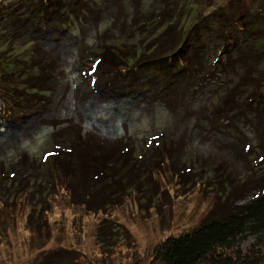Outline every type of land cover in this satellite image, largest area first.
I'll return each mask as SVG.
<instances>
[{
    "label": "trees",
    "instance_id": "1",
    "mask_svg": "<svg viewBox=\"0 0 264 264\" xmlns=\"http://www.w3.org/2000/svg\"><path fill=\"white\" fill-rule=\"evenodd\" d=\"M115 1L119 0H0V148L13 138L20 139L19 134H31L50 121L54 128L48 139L50 145L41 160L23 150L1 168L0 191L9 187L3 184L2 180H5L11 189L30 196L36 189L37 192L42 190L43 178L46 179L45 185H53L55 177L60 183L70 178L78 180L83 176V169L84 172L100 174L92 173L90 176L93 178V192L76 190L64 182L63 187L67 193L72 190L70 196L73 203L83 205L88 211L106 210L110 204H119L125 193L132 189H137L143 197L148 194L149 188L141 182L142 177L135 181L141 184V188L133 183L134 187L126 185L124 176L118 171V181H111L117 185L105 189V183L111 178L108 176V163L115 156L129 158L134 154L137 161L120 159L123 162L121 169L130 162V169H142L140 162H155L153 151L165 148L168 153L173 144V137L168 133L163 131L150 135L141 139L143 142L139 144L136 143L140 140L138 137H130L132 142H127L128 148L125 147L128 155L124 150L120 151L121 148L117 152L113 150L106 168H101L103 162H95L98 153L92 142H97L96 137L81 130L72 131L63 124L65 116L56 123L62 113L57 107L62 83L53 72V65L63 59L61 51L69 52L73 46L83 43L91 23L96 26L101 18L111 19V25H106L104 32L112 27L125 31L127 27L134 35L140 34L135 45L146 41L149 45L141 48L135 56H130L118 45L110 49L112 45L101 37V31L97 32L94 36L95 49L103 50L100 56L90 60L96 66L87 64L83 69V74L87 73L89 81L93 82L92 88H96L94 83L96 85L98 73L133 77L142 65L151 62L168 81L171 78L166 84L169 93L165 95L171 107L174 104L169 94L174 95L186 83L188 86L196 80L199 88L206 82L215 83L214 91L208 96H195L206 97L211 103L205 109L202 106L206 119L211 121L227 116L247 119L251 114L264 118V0H218L215 5L212 4L215 0H133L135 11L127 22L120 17L113 19L114 13L110 14ZM234 3L236 11L228 13L223 9V5ZM198 6L201 9H197ZM208 17L216 22L213 31L217 41L212 50L204 45L203 39V32L209 27ZM158 39L164 40V44ZM200 39L203 42L198 43ZM158 45L161 46L159 54H147ZM189 46L191 49H188ZM105 48L111 54L106 55ZM116 51L125 57L117 56ZM237 64L242 65L239 68L241 71L236 70ZM172 68L177 69L171 72ZM41 106L44 108L41 109ZM118 138L124 142L126 137ZM80 146L85 150L82 147L78 149ZM256 148V156L264 158V144ZM88 154L94 161L88 158ZM40 211L43 212L42 209ZM33 213V210L29 213L28 224L30 228L40 229L42 220ZM125 228L117 221L112 225L105 221L98 223L95 239L104 254L94 260L85 258L82 262L75 260L73 263L264 264V187L239 207L211 211L191 230L167 236L145 249L140 256L121 260L116 258L112 248L115 237L128 233ZM247 233L254 237L243 249L241 243ZM127 237L125 240L130 242Z\"/></svg>",
    "mask_w": 264,
    "mask_h": 264
},
{
    "label": "rangeland",
    "instance_id": "2",
    "mask_svg": "<svg viewBox=\"0 0 264 264\" xmlns=\"http://www.w3.org/2000/svg\"><path fill=\"white\" fill-rule=\"evenodd\" d=\"M216 3L218 0L212 1L213 5ZM135 5L133 0L115 1L110 14L114 13L113 19L120 17L127 22L135 11ZM223 9L228 13L236 11L235 3L223 5ZM215 23L210 18L209 27L203 32L204 45L211 50L217 41L213 31ZM108 24L111 25L109 17L101 18L96 26L92 22L83 43L73 46L69 52L61 51L63 59L53 65V72L62 83L57 102L62 113L56 123L65 116L63 124L72 131L81 130L86 135L95 136L97 142H92L98 153L95 162L100 164L102 161L101 168H106L113 150L117 152L121 148L120 151L124 150L128 155L125 147L128 148L127 142H132V136L141 140L165 131L173 137V144L168 153L165 148L153 151L155 162H140L142 169H130L131 162L121 169L123 162L120 159L125 157L111 158L108 163L110 167L107 168L111 178L108 177L105 189L117 185L111 181H118L120 172L125 178L124 183L134 187L141 188V184L135 181L142 177L141 182L149 188V192L143 197L137 189H132L125 193L119 204H110L106 210L88 211L83 205L73 203L70 196L72 190L67 193L63 187L67 183L76 190L93 192V178L90 176L97 172H84L82 169V174L79 171L83 175L79 177L81 179L70 178L60 183L55 177L53 185H45L46 179L43 178L42 190L37 192L36 189L30 195L32 198L11 189L9 182L2 180L9 187L2 186L0 191V264H74L75 260L82 262L85 258H99L104 251L95 239V231L101 221L111 225L114 221L120 222L128 231L114 238L116 242L112 250L117 259L138 257L163 238L191 230L211 211L239 207L264 187V158H258L255 154L257 145L264 144V118L251 114L247 119L242 116H227L211 121L206 119L202 106L205 109L211 103L206 97L195 96H208L214 91L215 83L206 82L202 88L197 87L196 80L192 85L187 86L186 83L174 95L169 94L174 104L171 107L165 97L169 93L166 84L171 78L168 81L156 64L147 62L135 77L98 73L97 86L94 83L97 89L92 88L93 82L89 81L87 73L83 74V69L87 64L96 66L90 60L100 56L103 50L95 49L94 36L97 32L99 34L101 31V37L112 45L110 49L118 45L130 56H135L141 48L149 45V41L135 45L140 34L134 35L127 27L125 31L112 27L110 31L105 30L107 33L104 32ZM158 41L164 44V40ZM160 49L158 45L147 54L157 55ZM105 50L106 55L111 54L108 48ZM116 54L122 59L125 57L119 51ZM235 66L236 70L241 71L239 68L242 65ZM176 69L172 68L171 72ZM113 90L116 91L112 95ZM52 124L50 121L31 134H19L20 139L7 141L0 148V172L23 150L41 160L50 145L48 139L54 130ZM120 136L126 137L124 142L120 141ZM140 140H136V143L143 142ZM82 149L85 150L84 147ZM88 158L94 161L89 154ZM136 158L137 155L134 157L133 154L125 160ZM170 162L176 164L171 165ZM97 175L100 176L99 173ZM32 210L33 216L42 220L40 229L30 228L28 224ZM126 237L131 241L127 242ZM253 237L246 234L241 243L243 249Z\"/></svg>",
    "mask_w": 264,
    "mask_h": 264
}]
</instances>
